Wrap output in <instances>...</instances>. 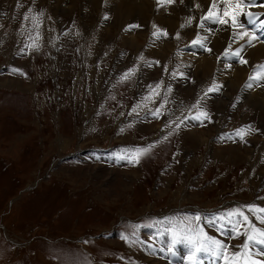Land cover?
Masks as SVG:
<instances>
[{
    "label": "rangeland",
    "instance_id": "rangeland-1",
    "mask_svg": "<svg viewBox=\"0 0 264 264\" xmlns=\"http://www.w3.org/2000/svg\"><path fill=\"white\" fill-rule=\"evenodd\" d=\"M60 3L0 0V264H187L183 229L196 216L238 250L244 237L221 217L264 206V113L231 100L222 82L205 95L215 82L182 60L207 56L221 26L198 33L192 17L184 37L182 27L153 31L137 18L129 28L112 12ZM197 35L205 47L192 45ZM165 94L157 119L149 113ZM198 110L211 121L188 119ZM148 145L139 164L119 158ZM199 262L224 264L211 253Z\"/></svg>",
    "mask_w": 264,
    "mask_h": 264
},
{
    "label": "snow or ice",
    "instance_id": "snow-or-ice-1",
    "mask_svg": "<svg viewBox=\"0 0 264 264\" xmlns=\"http://www.w3.org/2000/svg\"><path fill=\"white\" fill-rule=\"evenodd\" d=\"M183 3V0H181ZM158 3L171 5L175 3V0H158ZM255 6V0H212L210 5L207 8L206 14L201 17V24L199 25L203 28L204 21L218 24L221 26L219 30H231V37L229 40L228 48L225 49L224 56L234 57L237 59V62L242 65H247L248 61L244 59L241 53L244 51L245 45L241 44L240 47L232 50V44L238 42L239 40H244L247 38V46H254L253 41L260 40V37L256 34L257 29L253 28L249 30L246 28L245 24L241 20V17L247 20V23L250 25H257V21L260 19V15L264 13H255L250 9ZM200 7V5H196ZM264 7V5H261ZM31 11V10H29ZM29 17L24 16V19L27 20ZM35 19V17H33ZM191 24V20L188 21ZM187 25H181V27H186ZM134 27L132 25L129 28ZM138 27V26H135ZM156 28L155 25H153ZM260 27H264V21H260ZM163 36H167V32H161L159 29L153 32V36L159 39ZM179 38V34H177ZM207 40V37H200L197 35V38L192 41L193 46L205 47L202 41ZM264 42V41H261ZM26 47H29L26 45ZM38 50V46L36 48ZM23 51V50H21ZM143 59V57H141ZM159 63V62H156ZM151 66V65H149ZM167 71V69H165ZM13 72H18L21 75L24 73L19 69H13ZM135 74V69L129 70L121 78L122 80L128 79L130 75ZM175 76V73H173ZM249 80L253 82H259L264 80V64L256 65L253 69V73L249 76ZM163 82L158 83L155 88H152L148 97H145L146 101L155 102L154 97H159L160 92L158 91ZM251 84H248L247 87H251ZM222 86L216 85L215 83L207 90L205 95L208 93L218 92ZM172 88L168 87L167 93H171ZM167 103V94L164 96V103H161L160 107L154 111L150 110V115L159 119L161 115H166L167 113H161V109L164 108V105ZM199 102L194 107H198ZM147 107V104L144 105ZM139 107V105L137 106ZM133 112L136 111L134 107ZM188 119L196 120L200 126L204 125V120L211 121L210 115L206 111L198 110L197 114L194 116L188 117ZM175 123V122H173ZM171 125H166L170 127ZM131 127V125H129ZM179 127V125H177ZM123 131V129H121ZM238 136L243 139L246 134L244 130H239L236 133ZM171 135V133H169ZM230 138V137H228ZM164 139H167L165 137ZM223 139V137H222ZM154 145H148L147 147L136 148L128 152L126 155H122L120 159H127L131 164H139L141 159L149 156ZM253 217L255 221L261 225H264V206L257 205H245L242 208L234 209L231 212L225 214L221 219H227V221L232 226V231L235 233V236L238 238L240 236L244 237V241L241 245L236 246L238 250L229 251L230 246L220 239L213 238L208 236L207 233L199 227V221L201 220L200 216L194 218L196 226L193 227L191 224L184 227L183 231L188 233L184 237L187 240L188 244L191 245L187 257V264H200L199 255L201 253H211L213 256L221 258L224 264H264V228L257 227L253 223ZM121 238L125 241L128 240L127 236L121 235ZM86 242V241H85ZM181 239L177 232H172V244L175 245L180 243ZM169 251H173L170 247ZM71 264H75V261H72Z\"/></svg>",
    "mask_w": 264,
    "mask_h": 264
},
{
    "label": "bare ground",
    "instance_id": "bare-ground-1",
    "mask_svg": "<svg viewBox=\"0 0 264 264\" xmlns=\"http://www.w3.org/2000/svg\"><path fill=\"white\" fill-rule=\"evenodd\" d=\"M60 1L62 2L63 0H59V3ZM211 2L212 0H183L182 3L181 0H175V3L168 5L167 7L168 15L164 12L166 11L164 9L166 4L158 3V0H70V8L73 9L78 3L81 6H90L93 11L99 10L103 11V13L107 11L114 13L115 17L118 18V20H121V26L127 25L128 27L139 18L142 25L146 22V25H148L153 31V25H155L156 28L162 27L160 28L162 30L167 27L172 33H174V30L180 29L181 25H188V21L192 20V17H195L194 22L197 27V29L195 28V32L199 33L206 29L212 31L214 28L215 24L207 21L203 22V28L199 26L201 24V17L206 14L207 8ZM259 3L264 5V0H255V6L250 10L258 14L264 13V7H259ZM196 5H200V7H196ZM153 14L156 15L152 16ZM241 20L249 30L256 28V34L260 37V40L253 41L254 46L252 47L247 46V38L232 44L233 51L240 47L241 44L245 45L244 51L241 55L248 61L247 65L244 67L242 64L234 65L230 57L226 58V56H224L225 49L228 48L231 37L230 29L219 30L216 32H213L214 30L212 31L214 35L213 33L209 35L213 40L208 46L207 56L202 54H199L198 57L186 56L182 58V60L185 64L190 63L195 67V75H200L201 73L206 81H214L216 85H220L219 83L221 82L224 83L223 85L228 88L227 91L230 92V95H233V97H230L231 100L238 101L236 100L237 95L240 100H244L246 107H252V110L259 109L264 113V87L261 85L264 83V80L254 83L249 80V76L253 73L254 67L261 62L264 64V42H261L264 41V27H260V21H264V15H260V19L255 26L248 24L247 20L243 17H241ZM180 30L184 37L189 36L192 33V30H189L187 26L182 27ZM176 33L179 34V32ZM174 34L171 35L174 36ZM202 35L204 34L202 33ZM171 43L172 42H166L163 44L164 49L169 48V44ZM196 51L198 52L197 49ZM248 84H251L252 86L249 88L247 87ZM250 90H252V92H249ZM205 135L206 133L203 134V137Z\"/></svg>",
    "mask_w": 264,
    "mask_h": 264
}]
</instances>
